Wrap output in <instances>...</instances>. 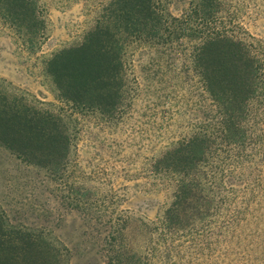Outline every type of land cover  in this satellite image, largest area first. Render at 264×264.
I'll use <instances>...</instances> for the list:
<instances>
[{
  "label": "trees",
  "instance_id": "trees-1",
  "mask_svg": "<svg viewBox=\"0 0 264 264\" xmlns=\"http://www.w3.org/2000/svg\"><path fill=\"white\" fill-rule=\"evenodd\" d=\"M37 2L0 0V22L26 45L43 25ZM158 2L111 0L81 44L43 61L66 102L112 114L123 99L129 38L165 43L192 34L178 18L170 21ZM221 5L195 0L190 14L202 28L193 60L215 117L155 160V171L173 184L172 200L156 220L144 223L143 252L131 247L126 227L108 235L107 264H223L238 226L264 200V47L240 35L236 25L225 27L235 21ZM0 147L57 175L70 158V129L64 117L0 86ZM65 250L44 230L11 223L0 208V264H69Z\"/></svg>",
  "mask_w": 264,
  "mask_h": 264
},
{
  "label": "rangeland",
  "instance_id": "rangeland-1",
  "mask_svg": "<svg viewBox=\"0 0 264 264\" xmlns=\"http://www.w3.org/2000/svg\"><path fill=\"white\" fill-rule=\"evenodd\" d=\"M37 1L43 25L31 44L0 22V86L64 117L70 158L54 175L0 147V208L11 223L42 229L62 243L69 264H107L108 235L125 227L131 247L143 252L144 223L156 220L173 196V184L155 171V160L216 114L193 60L202 30L190 18L195 0L158 2L189 36L165 43L129 38L123 99L112 114L66 102L43 68L52 53L81 44L111 0ZM221 1L222 14L235 21L225 27L236 25L240 35L264 47V0ZM253 207L223 264H264V200Z\"/></svg>",
  "mask_w": 264,
  "mask_h": 264
}]
</instances>
